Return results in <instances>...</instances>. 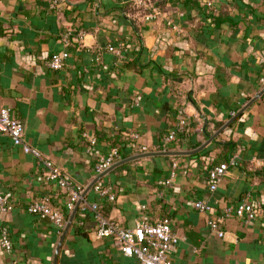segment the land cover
<instances>
[{
	"label": "crops",
	"instance_id": "crops-1",
	"mask_svg": "<svg viewBox=\"0 0 264 264\" xmlns=\"http://www.w3.org/2000/svg\"><path fill=\"white\" fill-rule=\"evenodd\" d=\"M140 6L0 0V104L22 120L25 141L83 191L99 176V159L119 145V160L130 159L97 181L115 197L93 186L84 201L100 203L123 226L170 218L180 236L174 264H264V92L187 153L264 89V0H173L155 18ZM54 51L66 53L60 69L48 65ZM182 118L184 131L160 150ZM228 141L236 163L212 190L209 169L226 161ZM0 191L14 203L0 213V238L6 225L12 239L10 249L0 245V264H142L97 235L94 212L82 203L55 263L64 230L27 206L47 198L69 218L70 192L3 131ZM198 200L212 208H198ZM244 200L254 204L252 218L225 216L223 236L210 227Z\"/></svg>",
	"mask_w": 264,
	"mask_h": 264
},
{
	"label": "built area",
	"instance_id": "built-area-1",
	"mask_svg": "<svg viewBox=\"0 0 264 264\" xmlns=\"http://www.w3.org/2000/svg\"><path fill=\"white\" fill-rule=\"evenodd\" d=\"M66 0H50L54 6H59ZM141 6L146 8V17L155 18L163 12V9L156 3L155 0H139ZM173 19L168 18V24H172ZM2 28L0 27V33ZM108 48L121 53V50L109 44ZM66 53L54 51L49 60L48 65L53 69H60L64 65ZM187 124V119L182 118L177 127L168 131L164 136L163 141L159 144V149L164 150L167 146L177 139L180 131H184ZM25 126L22 120L17 118L11 109L3 104H0V131L6 132L11 136L13 142L21 145L26 152L33 153L47 168V179L56 181L60 186L66 188L70 192V200L68 208L73 209L76 202L82 197L83 188L75 180L57 166L51 159L41 156L37 148L32 147L24 139ZM87 135V134H86ZM94 141L95 138H92ZM147 146H143L146 149ZM121 156L118 145L112 146L109 151L103 155L96 163L95 170L97 173H102L114 162L119 160ZM236 163V154L232 155L229 160L222 161L213 165L209 169L210 188L216 189L219 182L226 175L231 164ZM170 181V180H169ZM95 189L103 195H107L113 199L114 193L110 187H106L101 183L94 185ZM85 207H89L95 215L97 226L96 233L99 237H109L112 243L125 255L136 256L142 264H174L170 258V253L180 240L179 234L173 229L170 218H164L157 222H152L147 219L140 220L135 226H123L119 222L107 216L100 203L82 201ZM196 206L202 210H210L212 205L203 200L196 201ZM14 208V203L3 192L0 191V213L8 212ZM27 209L37 214L42 218L52 220L58 227L59 232H62L67 224L68 217L64 210L58 206L52 205L47 198H41L27 206ZM237 214L239 216L246 215L248 219L252 218L255 213L254 204L244 200L235 206H227L224 214L219 219L211 218L208 220L210 227L218 232L220 236L224 235V230L220 226L221 220L228 215ZM0 245L5 249L12 247V239L9 235V230L6 225L2 227ZM13 264H16L14 262Z\"/></svg>",
	"mask_w": 264,
	"mask_h": 264
},
{
	"label": "water",
	"instance_id": "water-1",
	"mask_svg": "<svg viewBox=\"0 0 264 264\" xmlns=\"http://www.w3.org/2000/svg\"><path fill=\"white\" fill-rule=\"evenodd\" d=\"M264 92V89L260 91L259 94H257L256 96H254L241 110H239L237 112V114H235L234 116H232L227 122H225L216 132H214V134H212L204 143H202L198 148L194 149V150H191V151H188L187 153H195L197 151H199L200 149H202L204 146H206L210 141H212L220 132H222L226 127H228L230 125V123L242 112L244 111L255 99H257L262 93ZM170 153H178V152H174V151H169ZM168 152V153H169ZM147 154V153H146ZM130 158H123V159H120V160H117L116 162H114L110 167H108L105 171H103L102 173L99 174V176H97V178H95V180H93L89 186L83 191L82 193V197L77 201L75 207L73 208V211L71 212L69 218H68V221H67V224L65 226V229H64V232H63V235H62V238H61V241L58 245V248L56 250V254H55V263H57V257H58V252H59V249H60V246L62 244V241L64 239V237L66 236L73 220H74V217L77 213V210L78 208L80 207L83 199L85 198L88 190L93 187L96 182L107 172H109L111 169H113L114 167H116L117 165L121 164L122 162H125L126 160H129Z\"/></svg>",
	"mask_w": 264,
	"mask_h": 264
},
{
	"label": "trees",
	"instance_id": "trees-1",
	"mask_svg": "<svg viewBox=\"0 0 264 264\" xmlns=\"http://www.w3.org/2000/svg\"><path fill=\"white\" fill-rule=\"evenodd\" d=\"M156 1V3L162 8V9H166L167 8V5H168V3H170V2H172L173 0H155ZM141 8L140 9H142V11L144 10L145 11V13H146V8L145 7H143V6H140ZM132 21H133V23H134V25H135V20L132 18ZM119 146V145H118ZM221 146L223 147V149H222V152H221V155H223L224 156V159H226V160H229L230 158H231V152L234 150V142H230V141H228V142H223L222 144H221ZM119 149H120V153H121V148H120V146H119ZM222 162V161H221Z\"/></svg>",
	"mask_w": 264,
	"mask_h": 264
}]
</instances>
